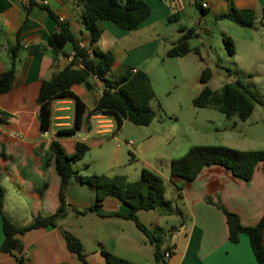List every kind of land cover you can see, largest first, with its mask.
Here are the masks:
<instances>
[{"label": "crops", "instance_id": "0c3cea01", "mask_svg": "<svg viewBox=\"0 0 264 264\" xmlns=\"http://www.w3.org/2000/svg\"><path fill=\"white\" fill-rule=\"evenodd\" d=\"M36 1L37 4L31 6L28 0H0V75L11 65V49L18 42L24 48L17 66L14 89L8 94H0V110L10 115L9 118L4 117L7 121L0 125V155L2 153L5 155L4 158L0 156V183L6 191L3 213L20 228L30 226L35 216L51 215L59 207L61 179L55 170L49 145L53 139L62 145L63 137L57 136L56 133L59 129L71 127L73 106L72 101L55 102L53 130L45 137L41 129L40 108L37 104L42 82L51 79L56 72L69 66L74 52L72 44L69 43L64 48L65 55L53 62L52 48L48 42L56 32L57 22L49 11L42 7L38 0ZM144 1L151 7V15L136 30H122L113 22L99 23L103 35L97 46L114 56L115 64L112 71L116 72L115 77L125 68L141 70L150 76L155 68L165 62L166 57H169V50L184 36L189 34L187 41L191 47L192 39L201 35L196 33L199 28H202V33L210 35L208 13L221 23L223 38L230 37L235 42L236 61L242 63L244 58L251 59L256 63L254 68H261L257 63L264 60V0H200L203 6L205 4L208 6H204L207 9L206 14L196 8L195 0ZM46 6L58 19H63V22L70 25L81 46L89 47L91 33L84 25L82 7L77 4V0H47ZM232 6L237 10L255 11L257 14L255 27L243 28L229 19H217L218 16L229 14ZM176 14L177 18L170 21ZM169 24L174 25L173 31H169ZM33 46H43L45 52L31 55L28 50ZM94 81L96 87L93 92H89L84 85L72 87L90 109L94 107L95 101L103 91V85L97 80ZM203 87L202 84V90ZM99 117L103 116L95 115L92 118V132L96 131L101 135L112 134L113 130L97 131L101 126L95 124L101 121L95 123V120ZM106 120L102 122L111 119L107 117ZM77 142L85 143V139L72 143L73 152ZM251 144L261 147H248ZM42 145L44 147L37 154V149ZM207 146H226L239 151H261L264 150V136L259 140L254 138L247 140L246 144L238 142L228 146L211 143ZM48 159H51L52 165L47 170L45 163ZM154 172L162 177L159 170ZM34 173L39 174V182L32 178ZM162 178L165 181V178ZM168 179L175 191L172 201L182 215H178L179 226L174 225L170 230L158 227L165 229V238H169L167 241L164 238L169 249L163 250L165 252L162 261L156 260L150 243V248H147L143 240L129 241L123 238V230L113 232L105 239V242L108 240L110 243V248L106 247L107 243L97 239V248L90 252L84 239L74 233L84 244L89 264H107L102 255L103 251L127 259L130 264H257L246 234L241 233L237 243L230 241L224 211L237 214L243 226L254 227L260 223L264 216V162L255 167L250 181L235 176L222 165L204 167L192 181L171 177V174ZM73 180L79 183L75 178L70 182ZM21 188L28 192L25 193ZM95 202L94 192L83 199L71 195L68 189L67 218L61 221L58 227L34 229L20 237L28 264H82L68 250L63 237V231H67L65 224L75 215L83 217L94 215L98 219L94 224L98 225L113 223V219L129 221L121 218H103L93 213L85 215L77 213V207L80 208L79 211L84 212ZM101 210L105 213L120 212L127 215L132 212L129 206L112 196L105 200ZM3 241L0 212V246ZM166 253H171L169 259H165ZM0 264L18 263L14 256L0 252Z\"/></svg>", "mask_w": 264, "mask_h": 264}, {"label": "trees", "instance_id": "16d2710c", "mask_svg": "<svg viewBox=\"0 0 264 264\" xmlns=\"http://www.w3.org/2000/svg\"><path fill=\"white\" fill-rule=\"evenodd\" d=\"M29 4H37L36 0H28ZM82 7V18L87 30L91 33L89 47H83L73 34L71 27L66 22L58 19L46 5H41L49 11L57 22L56 32L49 39L48 45L52 48L53 62L65 55L64 48L67 44L73 46V60L65 69L56 72L49 80L42 82L37 104L40 108V124L43 133L53 130L54 104L57 101H72L71 127L59 129L56 133L60 137H72L76 134L91 133L93 130L92 118L103 114L112 120L113 136L121 130L125 121H130L137 126H149L157 118L156 111L151 102L156 99L150 76L148 73L133 69L125 70L116 77H111L115 58L110 52H104L97 44L103 35L99 23L113 22L118 28L133 31L139 28L151 15V7L144 0H77ZM195 6L206 14L207 9L200 0H195ZM177 18V14L170 21ZM229 19L243 28H254L257 14L253 10H237L233 6L229 14L217 17ZM192 31H190L191 33ZM184 36L172 49L168 56L171 58L185 57L193 49L189 46ZM228 53H236L235 42L232 38H223ZM20 42L11 49V65L8 70L0 75V94H8L14 89L17 66L23 51ZM28 52L39 55L45 52L43 46H33ZM198 52V50H197ZM212 72L205 68L201 75L204 85L201 93L193 99V105L199 109H214L225 115L231 121L237 118L246 122L253 115L256 105L264 107V100L258 99L247 85L236 80L224 84L219 90H212L208 85ZM103 85L101 96L90 109L87 104L72 90L74 85H84L89 92L95 90V81ZM10 115L0 110V125L4 124ZM44 145L37 149V154ZM90 148L86 143L77 142L72 153L66 152L61 143L53 139L49 145V153L54 160L55 170L61 179L59 190V207L51 215H37L30 226L20 228L16 226L4 213L3 201L5 189L0 183V212L2 215L4 241L0 252L12 255L18 264H28L24 255V246L20 239L34 229L58 227L59 223L68 216L67 189L72 178L81 185L89 187L96 195V202L86 211L78 214L93 213L103 218H121L135 223L136 227L147 237L153 247L157 261H162L164 252L166 230L163 228L152 229L142 223L137 215L139 211H155L162 216L182 215L172 200L166 199L167 188L164 179L154 171L143 169L137 182L128 181L126 176L113 178L105 175L85 176L75 168V164L82 161ZM5 157L4 153L0 155ZM264 162V150L239 151L226 146H193L187 153L172 163L171 177H181L194 180L204 167L209 165H222L233 172L237 177L246 181L253 178L255 167ZM52 165L51 159L45 163V169ZM47 184L45 188H47ZM116 197L132 209L130 214L120 212L105 213L101 207L109 197ZM230 232V241L237 243L241 233L249 237L253 255L257 264H264V216L260 223L254 227L243 226L239 216L235 213L224 211ZM68 250L74 254L82 264H89L85 247L82 241L70 233L63 231ZM169 247H166L168 250ZM102 255L107 264H130L127 259L103 251ZM68 264V263H63Z\"/></svg>", "mask_w": 264, "mask_h": 264}, {"label": "rangeland", "instance_id": "374dc122", "mask_svg": "<svg viewBox=\"0 0 264 264\" xmlns=\"http://www.w3.org/2000/svg\"><path fill=\"white\" fill-rule=\"evenodd\" d=\"M204 6L208 7L207 4ZM208 16L210 35L203 32L194 37L191 41L193 51L190 54L185 57H166L165 62L151 72L150 79L156 93V99L151 102V106L157 113V118L151 125L137 126L125 121L116 136L101 135L93 131L62 138V146L68 153L73 152L74 141L85 139L89 146L90 150L85 158L75 164V168L82 175H105L110 178L126 176L131 182H137L143 169L159 170L168 189L166 199L173 200L174 186L168 179L172 163L175 159L183 157L191 147L207 146L211 143L228 146L238 142L246 144L247 140H259L264 136V107L260 104L256 105L247 123L237 118L229 121L224 114L214 109H199L193 105V99L202 90L200 79L205 67H209L212 72L207 83L212 90H219L226 83L241 80L258 99L264 100V60L257 63L261 66L260 69L254 68L256 63L251 59L244 58L242 63L236 61L224 45L221 23H218L211 13H208ZM173 26L169 24V31L174 30ZM110 75L113 78L116 72L112 71ZM98 121L107 120L99 118L95 123ZM100 124L108 126L106 122ZM130 142L132 146L128 145ZM248 147L261 146L251 144ZM39 177L36 173L32 176L36 182L40 181ZM1 186L3 187L2 184ZM17 187L20 190V187ZM68 189L71 195L83 199L93 193L89 187L74 180L70 182ZM21 190L25 192L24 189ZM77 210L80 208L77 207ZM137 215L142 223L152 229L163 227L170 230L172 226L180 225L178 215L162 216L155 211H139ZM96 220L97 217L91 214L86 217L75 215L67 221L65 230L82 237L88 252L97 248V239L105 242L110 234L122 230L123 238L129 241L143 240L147 248H150L147 237L134 222L113 219V223L98 225L94 224ZM165 239L167 241L169 238ZM105 243L106 247L110 248L108 240ZM165 247L166 242L162 251Z\"/></svg>", "mask_w": 264, "mask_h": 264}, {"label": "built area", "instance_id": "2783aa9c", "mask_svg": "<svg viewBox=\"0 0 264 264\" xmlns=\"http://www.w3.org/2000/svg\"><path fill=\"white\" fill-rule=\"evenodd\" d=\"M38 2H39L41 5H46V4H47V0H38ZM62 20H63V19H62ZM196 33H197V34L202 33V28H199L198 30H196ZM133 72L136 73L137 70H136V69H133ZM99 115L103 116V117H99V118L107 119V116H105V115H103V114H99ZM99 118H97V119H99ZM100 123H102V122H99V123H98L99 126H101V127H99V128L97 129V131H100L99 129H102V128H107L108 130H113V128H114V125H113L112 120L106 122V123L108 124V126H104V127H102V124H100ZM104 124H105V123H104ZM111 132H112V131H111ZM43 134H44L45 137H47V135H48V133H43ZM128 145H129V146H132V142H130ZM24 255H25V254H24ZM25 256H26V255H25ZM170 256H171V253H166V254H165V259H169ZM26 258H27V257H26Z\"/></svg>", "mask_w": 264, "mask_h": 264}]
</instances>
